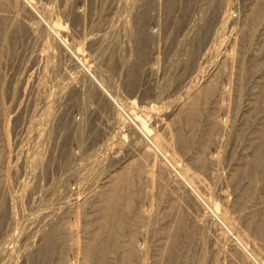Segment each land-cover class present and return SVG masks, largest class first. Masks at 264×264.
Wrapping results in <instances>:
<instances>
[{"label": "bare ground", "instance_id": "bare-ground-1", "mask_svg": "<svg viewBox=\"0 0 264 264\" xmlns=\"http://www.w3.org/2000/svg\"><path fill=\"white\" fill-rule=\"evenodd\" d=\"M18 1L0 0V60H8L2 70L9 78L5 91L0 71V257L13 262L18 249L29 253L41 230L38 227L49 225L47 235L37 236L43 244L31 264H241L242 254L251 264H263L264 0H202L206 7L218 3L219 14L204 26L213 22L212 32L201 33V23L198 45L175 57L160 50L159 35L153 32L159 26L157 19L148 27L149 40L144 23H137L138 18L147 19L159 0H145L135 16L130 15L140 0H100L87 17L80 11L83 0ZM105 1L109 3L103 9ZM174 1L166 0L168 15ZM235 2L242 4L240 17L245 23L229 14ZM125 9L139 30L133 51L130 20L126 14L125 19L119 17ZM71 13L93 30L86 33L83 25L68 31ZM115 18L117 28L112 25ZM115 30L119 31L116 39ZM206 44L212 46L210 54L202 52ZM125 66L126 77H138V89L149 91L138 105L132 99L136 89L128 94L119 91L110 74ZM84 80L103 97L113 117L102 126L101 145L97 147V139L86 145L71 171L57 177L53 190L46 192L49 207L37 209L34 188L27 184L30 181L20 180L16 170L21 166L22 175L35 172L43 159L39 160V143L47 138L51 100H60L68 90L74 92ZM49 84L56 87L55 93L48 90ZM5 93L13 111L26 93L28 100L34 98L24 113V134L19 135L16 149L21 152L23 143H19L25 135L32 150L24 152L22 159L13 152L18 154L14 161L8 160L12 149L9 118L2 108ZM76 126L72 141L79 149L83 144ZM81 185L86 187L79 192ZM71 186L82 188L73 191ZM25 193L28 208L35 211L21 225L15 215ZM186 193L201 205L184 199L181 209L178 201ZM135 195H140L141 205L132 213ZM4 219L7 224L2 230Z\"/></svg>", "mask_w": 264, "mask_h": 264}, {"label": "rangeland", "instance_id": "rangeland-1", "mask_svg": "<svg viewBox=\"0 0 264 264\" xmlns=\"http://www.w3.org/2000/svg\"><path fill=\"white\" fill-rule=\"evenodd\" d=\"M83 1H85L82 4V6H84V7H82V6L81 7L84 8L85 10L83 9V11H82V9L80 8V11H81V13L84 12V15H86V17H87V15H88V13L90 11L89 9H91V7L93 8V6L94 7H97L99 5V1L100 0H95V2H93V3L91 1H94V0H88V1L87 0H83ZM141 1L144 2V3L142 4ZM201 1L202 0H175L174 3L169 7V15H168L167 12L165 11L166 10V6H167V5H165L166 4V0L165 1L164 0H159L157 2L159 5L157 3H156V5H154V9L155 10L152 9L148 13L147 19H144V20L141 21L140 18H138L137 23L139 25H140V23H144V26H145V29H146L145 33H146V35L148 37V40H149L150 37H149V34H148V27L150 26V24L152 22H154L157 19L158 22L157 21H155V22L159 23V26H158V29H154L153 32H155L156 34L159 35V41H160L159 47H160V50L163 49V52L164 53H166L168 55H174L173 57H175L178 54L180 55V53H185L186 51H190L191 49H194V47H196L198 45V42H199V39H196L197 31L199 30L198 28H201L202 26L204 27L208 23L207 21L214 20L216 18V16L219 14V11H218L217 12V15H216V6H218V3L217 2L211 3L210 4V7L207 6L208 7L207 8L205 5H201L202 4ZM199 2H201V3H199ZM204 2H206V0ZM88 3H90V4L91 3L92 4L96 3V4H94V5L91 4L90 5ZM108 3H109V1H105V5H104L103 9L107 7V4ZM138 3H139L138 4L139 6L138 5H137L138 7L135 6L134 11H133V13L130 16H133L135 13H137L135 11L140 10L143 7V5L145 4V0L144 1L143 0H140ZM241 5L242 4L240 2L232 3L231 9L229 10L230 13L228 12L230 14V16L233 19H237L239 21V23L243 22L244 19H245V18L242 19L240 17L241 16L240 14L242 12ZM18 6L21 7L20 1H18ZM203 6H205L206 8L203 7ZM136 8H138V9H136ZM200 8H201V10H200ZM198 10H199L200 13L198 12ZM124 11H126V9ZM195 11H197V14H196ZM126 13H127V11L126 12H122L121 11L119 13V15L120 14L121 15L120 16L118 15V16L119 17H122V19L124 17V19H125V16L128 14V13L127 14ZM25 14H26V10H23V12L21 14V18L22 19L24 18V16H26ZM204 15H206V16H204ZM76 18H78V17H76ZM76 18H74L73 13L70 14V16L68 18L67 25H66L68 27L67 28L68 31H72L73 32V31H75V29L76 30L79 29V28L83 29V27H81L83 25H85L84 26V28H85L84 31L86 33H87V31L90 32L91 30H93V29H90L88 27V25H87V23L85 21L82 22V20H79V21H81L82 24H78L79 21ZM126 18H128V15L126 16ZM128 19L130 20L129 22L131 24L132 31H133L132 32L133 35L131 34V36H132L131 38L132 39H131V43H130V46H131L132 51H133L134 50V48H133L134 44L136 46V42L135 41H137L138 38H139V30H138L137 25H136V20H134L133 17H129ZM117 21H118L117 18H115L112 21V25L115 26V28L118 27ZM188 23H190V24L188 25ZM201 23H203V24H201ZM212 23L213 22L209 23V24H211L210 26H206V27L202 28L201 29V33H204L205 29H208L209 30L208 31L209 34H211V32H212ZM243 23H245V22H243ZM200 24L202 25L201 27H200ZM72 27H73L74 30L72 29ZM165 30H167V31L169 30V32H168L169 34L168 35L163 34ZM183 31L185 33H183ZM157 32H159L160 34L157 33ZM117 33H119V31L118 30H115V32L113 33L115 35L112 36L114 39H116V38L119 37V36L117 37ZM162 34H163V36H162ZM179 34H180V37H179ZM132 41L134 42L133 45H132ZM147 45H149V41L147 42ZM202 52H204L205 54H210L212 52V46L209 47L208 44H206L205 45V48L202 49ZM135 54H136V50L134 52H132V59L135 56ZM2 60H0V62H1L0 71H1V76L2 75L4 76L5 75V71L4 70L6 68L5 66L8 64V60L7 59H4V58ZM209 62H211V61H209ZM206 63H208V62H206ZM206 63L204 62L202 64L205 65ZM2 68L4 70H2ZM122 68L121 67H119V68L117 67L114 71L112 70V72H110V74L112 75V77H113V79L115 81V84L118 87L119 91H121V92L123 91V92H126L128 94V93L134 92L133 90L136 89V93L135 92L132 93L133 94V98L132 99L138 105L142 99H144L145 97H147L149 95V91L146 90V89H144V88L138 89V87H139V78L138 77L137 78L134 77V80H133V79H131L129 77H126L127 76V68L125 66L123 68V70H121ZM33 69L35 70L36 68H33ZM116 71H117V73H116ZM5 76L8 77L7 74ZM5 76L3 78L1 77L2 81L4 79V81H3L4 82V85L2 83V87H3V89L5 88L4 89L5 91H7L9 78H7ZM79 78H80V76H79ZM6 80H8V82ZM82 82L83 83L80 82L81 84L79 83V85H78V83L76 84L75 89L72 90L74 92L71 93L70 90L66 91L67 93L66 92H63L62 93L63 97H61L62 99L60 98V100L59 99H54L53 100L52 98H50V100L52 99L51 100L52 101L51 103H54L50 107L51 108V112H52V115H51V119L52 120L50 119V122L51 121L52 122L51 123L49 122V124L47 126V129H48L47 130V133L49 135L47 134L46 140L43 141V142H41V143H39V144H41L40 145V149H39L40 150L39 151L40 152L39 153V155H40L39 156L40 157L39 160L41 161V159L42 158L43 159H42V162L38 163L39 165L36 166L37 169H35V172H33L31 174L30 171L28 170L26 173H24L22 175L23 172L21 171L22 169H20L21 166L19 168V166L16 165L14 167V169H13L14 172L17 171L20 180H24L26 183L29 182V181L30 182L32 181V183L29 182L27 184H29L31 186V187L30 186H28V187H30V188L33 187L34 188L33 190H35V191H33V192H35V194L33 195V197L35 196L34 199H33V202H34V207H36L37 209L38 208L39 209H42L43 206L49 207L48 205H50L51 203H49V204H47V203L48 202H51V201H48L49 200L48 198H47L48 200H46V197H45L46 192L53 190V187H55V185L53 186L52 184H54V182L57 180V177L60 178L61 175H63L65 172H68L69 173V171H71L72 167H74L72 165H74V163H75L74 160H76L77 155H80V154L84 153L83 151H85V148H87L91 143L95 142L96 139L98 140L100 137L101 138L103 137L102 140H104V135H105V130H104L105 126L104 125L106 123H108L107 121L110 122L111 117H113V112L111 111V108H109L108 106H106V104L104 103L105 100H103V97L100 96V94L98 93V91L94 87L89 86V84L87 83L86 80H84ZM16 86H17V83H16ZM48 86L49 87H47V88H48L49 91H51L52 89H54L56 91V87L54 88L53 85L49 84ZM81 86H82V88H81ZM30 87H31V82L28 84L27 89L29 90ZM76 88H77V90H76ZM55 91H53L52 93H55ZM78 93H80V94H78ZM82 93L85 95L84 97L82 96L83 98L80 97V96H77V95H83ZM5 94L2 96L3 103H4V107L2 106V108H3L4 115H6L9 118L8 119V130H9L8 132H10V135L8 136V139H9V146L12 149L11 157L8 160L14 161V160H16L15 158L18 155L17 153H19V155H18V156H20L19 159H22V156H24L23 155L24 152H26V151L29 152V151L32 150V148L31 149H29V148L32 147L33 144L31 143L30 140H28V141L26 140L25 141V138H24L25 135L23 137L22 142L19 143L20 145L23 143L21 145V149H20L21 152L19 150H16V149H17V145H18L17 141H19L20 140V136H22V134H24V133H22V132H24L23 129L25 128V127L23 128V126L25 125V122L27 120V117H26L27 116V113L26 114H24V113L27 112V110L29 109L30 103H33V101H34V98L31 96L33 99L31 98L30 100H28L27 99L28 98L27 97L28 94L26 93V95L24 96L25 98H22L21 101H20V105L17 108L18 110L16 109L17 111L16 110L13 111L12 109H9L8 108L9 107V102L7 103V99H8V101H10V99L7 97V93H5ZM75 96H77L78 98L77 97L74 98ZM79 98H81V101L83 103H81V101H80ZM38 101L39 100H37V102ZM68 102H70V103H68ZM94 102H97V103H94ZM91 103H93V106H91L92 105ZM83 104H85L86 106L83 105ZM96 104H99L100 106H103V107H100L99 105H97L100 108V110H99V108L96 107ZM67 106H68V108H67ZM64 107H66V108H64ZM76 107H77V109H76ZM85 107H87L89 109H86ZM74 108H75V110H74ZM92 108H93L94 111H92ZM83 110H86V111H84V112H86V114L83 112ZM88 110H90V111H88ZM103 110H104V112H103ZM77 111H80L81 113L80 112L77 113ZM91 111H92V113H90ZM95 111L98 112V113H96ZM99 111L103 113V114L102 113L100 114L102 118L99 116ZM150 112L152 114H155V111L153 109H151ZM76 113L78 115H76ZM72 114H73V117H72ZM96 114L100 117V119L98 118V116ZM83 115H84L85 118L83 117ZM87 115H89V116H87ZM17 119H19V120L16 123V120ZM106 119H107V121H106ZM64 120L66 122V126L63 123ZM97 120H98V122H97ZM68 122H69V124H68ZM78 122H79V124H78ZM80 122L82 123V125H80L81 124ZM15 123L17 125H15ZM20 123H22V124H20ZM90 123H92L91 124L92 127H93V123H94L95 128L94 127L92 128L90 126ZM70 124H72V126ZM95 124H97V126ZM13 126L16 128V132H15V128ZM17 126H19V127L17 128ZM75 126L78 127L80 129V131H83V132L80 133L79 129H77L78 132H79V133L77 132V134L78 135L80 134V136L82 137V144H83L82 145L83 147L81 146V148H79V149L75 145V142L72 141V137H73L72 135L74 134ZM82 126H84V127H82ZM100 128H102V129H100ZM95 130H96V132H95ZM98 130H99V132H98ZM102 130H104V131H102ZM72 131H73V133H72ZM94 132H95V135H94ZM16 133H18V135ZM96 133L98 135H96ZM89 135H90V137H89ZM100 135H102V136H100ZM16 138H19V139L16 140ZM91 138H92L93 141L91 140ZM101 138L99 140H101ZM48 139H50V140H48ZM85 139H87V140H85ZM99 140H98V142L96 144L97 147L99 146V144L101 145V143H99ZM85 141H87V142H85ZM39 144H38V146H39ZM86 145H87V147H86ZM14 147H16V148H14ZM13 152H17V153H14L13 154ZM13 157H14V159H13ZM10 161H9V163H11ZM135 164L133 163L131 166H133ZM67 166H69L70 168L67 167ZM17 168H19V169H17ZM68 168H69V170H68ZM29 174L32 177H30ZM11 177H13L12 174L10 175V178ZM11 179H13V178H11ZM81 186H83V185H81ZM71 187H72L71 189H73V191H74V189L75 190L78 189V187H76V186H71ZM85 187H86L85 185L83 186V188L80 187L78 189V191L81 188L82 189L79 192L83 191ZM15 188L16 187L13 185V189L12 190L13 191H16ZM137 188H139V187H137ZM107 190H109V188L105 189L106 192H108ZM47 195H48V193H47ZM22 196H23V198H22L23 201L21 199V204H20L21 206L18 208V211L16 212L17 215H15V217L17 218V223H19L21 225L24 224L25 219L27 220L26 216L30 215V217H31V212L34 213V211H35V209H33V208H32V210H30L28 208L29 207L28 206V203H27L28 200H29L28 194L25 193ZM79 198H82V196H80ZM139 199H140V195H135L134 202H133L134 205L130 209V211L132 213H135L138 210V207L141 205V203L139 202ZM179 200H180V202L178 201V205L181 207V209H184V207H185L184 204H183V200L184 201H187L190 205H192L193 202L195 203V201L197 202V205L200 204L193 196H188L187 193L185 194V196L181 195V199H179ZM4 220L5 221L2 224L3 227H1L2 230H3V228L6 227V224H7V223H5L6 222V219H4ZM50 220L52 222L51 224L53 225L54 224L53 222L55 220V218H54L53 215L50 217ZM45 227L43 228V227H41V225L38 227V230H40V229L43 230V232L40 230L39 231V234L37 235L40 238L41 237H44L45 234L47 235V233H49L50 230H51L50 228H52V227H49V225H45ZM40 232L43 233V234L40 235L41 234ZM123 233L124 234L126 233V229H123ZM37 236L35 237L36 239L34 241L32 240V243L33 244H32L31 247H29L30 249L28 247H26V248H28L29 253L32 252V254H29L28 252L26 254V251L27 250L21 248V249H18L19 252L15 253V256H13V257H15V259L17 258L16 260H14L13 257H11L15 262L14 261L12 262V260H10V258H8V257L7 258H4L6 256H1L0 257V262L2 261V259L3 260L7 259L6 260L7 263H5L4 261H2V262H4L3 264H10V263L11 264H15L16 262H17L16 264H27L26 262H28V264H31V262L36 259L35 258L36 252L40 249V247L43 244V241H40L39 240V237H37ZM38 240L40 242H38ZM31 249H33V251ZM36 249H37V251H36ZM23 250H25V251H23ZM248 250L251 253L254 254V252L252 251V249L249 246H248ZM33 252H35V253H33ZM21 254H23V255H21ZM26 255L27 256L29 255L28 258H27ZM242 256H243V259L244 260H243V262L241 264H251V262L247 259V257L244 254H242ZM8 259L10 260V263H8ZM260 261L264 264V260L261 258V256H260Z\"/></svg>", "mask_w": 264, "mask_h": 264}]
</instances>
